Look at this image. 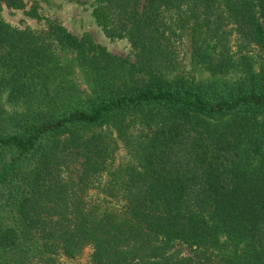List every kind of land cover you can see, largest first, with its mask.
<instances>
[{
	"label": "trees",
	"instance_id": "obj_1",
	"mask_svg": "<svg viewBox=\"0 0 264 264\" xmlns=\"http://www.w3.org/2000/svg\"><path fill=\"white\" fill-rule=\"evenodd\" d=\"M50 2L0 0V264H264V0H93L126 56Z\"/></svg>",
	"mask_w": 264,
	"mask_h": 264
},
{
	"label": "rangeland",
	"instance_id": "obj_2",
	"mask_svg": "<svg viewBox=\"0 0 264 264\" xmlns=\"http://www.w3.org/2000/svg\"><path fill=\"white\" fill-rule=\"evenodd\" d=\"M30 1V0H28ZM93 0H51L45 8L44 14L50 19L63 25L68 31L76 36L89 33L95 43L105 46L111 53L117 55H129L130 46L124 39L110 38L105 35L102 28L97 24L92 15ZM3 17L19 28H31L40 30L44 28V20H36L25 17L21 11L14 13L3 12ZM129 157L126 156L124 160ZM72 174L78 170V165L70 167Z\"/></svg>",
	"mask_w": 264,
	"mask_h": 264
}]
</instances>
